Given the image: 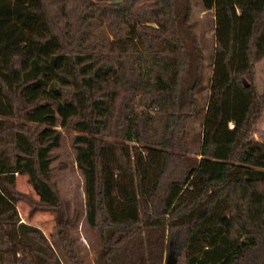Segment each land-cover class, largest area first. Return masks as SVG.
Wrapping results in <instances>:
<instances>
[{
	"label": "trees",
	"instance_id": "16d2710c",
	"mask_svg": "<svg viewBox=\"0 0 264 264\" xmlns=\"http://www.w3.org/2000/svg\"><path fill=\"white\" fill-rule=\"evenodd\" d=\"M175 1L0 0V264L20 252L22 264H63L42 230L20 221L17 175L28 176L67 257L82 264L72 233L82 213L52 179L61 128L78 133L96 264H164L167 254L264 264V142L252 138L264 111L255 83L264 0H201L215 11L204 108L187 88L204 56L183 34L190 7L182 15Z\"/></svg>",
	"mask_w": 264,
	"mask_h": 264
},
{
	"label": "rangeland",
	"instance_id": "374dc122",
	"mask_svg": "<svg viewBox=\"0 0 264 264\" xmlns=\"http://www.w3.org/2000/svg\"><path fill=\"white\" fill-rule=\"evenodd\" d=\"M175 2L177 11H180L182 15L185 12L183 11L185 7L187 5L190 7V14L185 22V32L183 34L189 38L192 36L196 37L198 47L201 48L204 56L203 74H198L195 81L187 86L190 93L195 94L196 98L199 99L201 107L204 108L209 94L212 60L215 50V11L205 10L201 0H176ZM255 83L260 92L264 94V60L256 66ZM204 110H201L199 116L190 125L189 155L192 157H197L200 151L201 124L204 117ZM60 130L62 133V141L61 146L53 151L52 179L62 198L70 203L72 209L77 208L82 213V217L77 226L72 230L76 242V249L82 264H96L100 238L96 231L90 228L83 215L85 212L84 177L77 166L76 151L73 146V139L78 133L71 129L61 128ZM252 138L264 142V111L255 123ZM15 191L19 195L17 209L20 221L42 230L62 258L63 264H72L61 247L53 213L40 209V198L30 184L27 175H17ZM9 234L10 241L18 240L15 229L9 230ZM23 248L31 252V248ZM17 256L18 261L16 264H22V252ZM168 257L169 255L167 254L164 264L167 263ZM178 264H185L183 256L179 258Z\"/></svg>",
	"mask_w": 264,
	"mask_h": 264
},
{
	"label": "water",
	"instance_id": "95a60500",
	"mask_svg": "<svg viewBox=\"0 0 264 264\" xmlns=\"http://www.w3.org/2000/svg\"><path fill=\"white\" fill-rule=\"evenodd\" d=\"M166 264H178V261L173 255H169Z\"/></svg>",
	"mask_w": 264,
	"mask_h": 264
}]
</instances>
